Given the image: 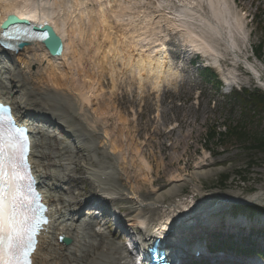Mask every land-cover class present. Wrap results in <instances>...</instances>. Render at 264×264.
<instances>
[{"label": "bare ground", "instance_id": "obj_1", "mask_svg": "<svg viewBox=\"0 0 264 264\" xmlns=\"http://www.w3.org/2000/svg\"><path fill=\"white\" fill-rule=\"evenodd\" d=\"M64 1L66 0L59 1L55 8H50L44 5L43 0H0V25L9 14H15L20 18L33 19L36 23L47 21L64 40L63 53L57 57L49 56L42 42L26 43V47L22 51L29 54V59L26 60L27 67L30 68L31 64H39L36 77L33 76V73L30 74L29 71L24 70L18 62L21 51L18 53L9 52L0 46V97L10 100L9 102L13 104L17 113L40 114L41 116L50 117L52 120L59 122L63 128L75 137L74 142L58 141L55 134L47 130V127L41 122L38 121L37 126L32 127V131L37 133V136H34L35 144L33 147L36 173L39 175L41 188L45 192L47 201L52 206L54 216L52 229L41 240L34 264H130L134 253L129 249L127 243L116 244L105 230L94 228V220L81 221L80 217L77 216L80 212H78L76 218L73 217L74 214H71L74 210L73 206L83 204L80 196L86 193L96 191L102 195H107L110 192L115 194L117 201L124 200L125 192L113 182L117 167L116 158L107 150L105 142L100 140L98 146L94 142L95 138L98 137V127L100 124H105L106 121L104 118L99 119L92 115L95 111H100L99 115L103 111L100 108L101 106L93 108L91 91L95 90V80L88 77V75L81 74L84 69L79 66L83 64L78 60L75 64V60L70 64L69 68L72 69V73L69 74L54 63L45 67L40 66L43 63L41 57H45L49 62L65 59L70 48L72 46L76 47V42L73 39L76 36L77 38L83 37V39L85 37L84 28L74 26L72 35L68 30L72 41L66 42L65 36L67 34L64 18L52 16L54 12L61 14L60 10ZM98 2L99 11L96 12L93 10V5L86 4L85 6L87 11L89 6L91 13H94L92 20L97 25L100 23L105 28V30H102L104 28L100 29L98 26L96 32L94 31L96 35H100L99 38L103 37L105 40L112 38L109 35L117 22L122 21L126 26H130L127 28L129 36H125V39L128 40L127 44L125 43L128 46L126 52L118 48L119 39L116 43L110 40L109 48L102 52L103 57L110 55L109 57L113 60L111 72L115 71L116 63H120L121 68L125 69L124 73H131L134 77L137 76L140 88L143 86L142 82L146 81L151 83V86L155 89L154 91H159L171 74H173L172 76L181 74L182 63H179L178 66L173 63L174 59L169 52L170 48L167 46V41L171 39L172 34H165L164 26L166 30H171V33H181L186 37L180 41V48L188 51L191 55L201 53L206 57H210L212 53H215L216 56L215 46L207 37V33L203 32L202 26L209 27L227 45L231 40L232 32L228 31L227 27L230 23V12L226 7V0H159V6L162 8L156 10L155 14L159 11H163V13L156 15V21L154 22L153 20L148 21L149 18L147 17L153 18L155 14L148 15L141 25L137 20L133 21L131 18L129 19V16L125 18V15L118 14L117 10L112 8L116 7L115 4L119 0H98ZM108 5H111V7ZM71 8L74 9L75 13L77 11L80 15H84L83 7L79 8L73 5ZM97 12H99L98 17L95 15ZM56 17H59L58 14ZM197 21H199L198 24ZM62 23H64V26ZM154 25H156V30L152 29ZM238 29L243 34L242 25L239 24ZM154 31L159 33L156 32L155 34ZM162 35L165 36L160 39ZM91 38V42L96 40L93 36ZM104 42L98 40V43L102 44L98 46L103 47ZM39 50L41 55L38 54ZM4 53L12 57V66L6 63L7 57L3 55ZM99 68L106 69L104 66L97 67V69ZM6 72L9 76L3 78ZM39 72L42 74H39ZM81 77L83 78L82 81ZM41 78H45L46 87H39L38 84L41 80L37 79ZM32 85L38 87L32 88ZM50 87L55 90L54 93L50 91ZM98 94L100 93L98 92ZM89 108L94 110L91 111L92 114L89 112ZM40 132H42V136L40 135L38 138ZM89 142L91 144H88ZM114 144V149H118L123 145L120 136L114 139ZM167 150L166 144L160 143L158 153L161 155L162 161L170 158L166 153ZM50 158L51 161H49ZM172 163V159H170L168 165H172ZM209 173H211V170H204L194 173V176L205 177L210 175ZM103 175L107 176L106 180L101 179ZM116 179L118 180V177ZM183 181V183L179 182V179L178 181L175 179L168 181L166 180L165 171L156 170L155 178L151 183L158 187V191L164 189L165 191L157 192L153 199L147 201L148 195L144 194L142 195L143 199L138 200L135 205L128 204L127 207H124L127 213L133 214L127 220L129 226L140 227L141 231V226L144 225V230L141 231L143 233V244H148L154 234L162 236L163 231L165 232L170 228L174 230L168 236L170 240L175 241V238L182 235L181 231L187 226L195 222H203L199 218L208 215L213 210L212 207L215 203L225 204L241 201L240 203L264 204V190L259 189L242 198L225 195L215 203L198 205L197 207L194 206V202L197 201L199 192L195 190L198 194H193L190 197L191 199L181 201L179 203L181 205L177 206L173 202L166 205V198L172 195L177 196L181 187L188 180L185 178ZM78 182L85 183L87 187L75 190L74 188ZM170 183H173V185L168 186ZM135 193L138 192L135 190L131 194L135 195ZM108 198L110 202L115 201V198ZM89 201L86 200L85 202L89 203ZM181 206L189 208L188 211L185 212ZM60 234L73 238V246L64 248V244L58 241ZM184 237L188 238L189 235L183 234V239ZM186 238L184 239L185 244H187ZM174 249L176 250L177 247H174ZM170 252L172 253L174 250Z\"/></svg>", "mask_w": 264, "mask_h": 264}, {"label": "rangeland", "instance_id": "obj_2", "mask_svg": "<svg viewBox=\"0 0 264 264\" xmlns=\"http://www.w3.org/2000/svg\"><path fill=\"white\" fill-rule=\"evenodd\" d=\"M57 1L44 0L43 2L48 7L54 8ZM226 2V7H228L230 12L231 23L227 27L228 31L232 32L229 45L220 39L219 35L215 34L209 27L202 26L203 32H206L207 34H205L209 40L213 42L217 55H220L218 58L220 64L216 66L215 70L219 72V78L221 77L226 82L238 87L256 85L255 79L249 74L250 68L264 80V65L253 54L251 45L256 43L259 38L257 23L261 26L264 25V0H226ZM115 6L112 8L117 10L118 14L125 15V18L129 16V19L137 20L140 25L144 22L145 17L155 14L156 10L162 8L159 6V0H119ZM62 8L64 9L62 14L54 12L52 16L64 18L67 34L65 36L66 42L72 41L70 33L72 35L74 26L84 28L85 37L83 39V37L77 38L76 36L73 39L76 42V47L72 46L70 48L65 59L49 62L43 58L41 66L54 63L69 74L72 73V69L69 68L70 64L74 60L75 64L78 60V62L83 64L79 66L84 69L81 74L84 76L88 75V77L95 80V90L91 91L93 108L101 106L100 108L103 111H101L100 115V111H95L92 114L91 111L94 110L89 108V112L99 119L104 118L106 120L105 124H100L98 127L97 143L100 140L105 142L108 150L116 158L118 180L115 179L114 182L126 193L125 199L115 202L113 204L114 207H127L128 203L133 204L136 200L143 199L142 195L144 194L148 195L147 201L153 199L157 192L165 191V189L158 191V187L151 183L155 178L156 170L165 171L166 180L168 181L171 179L178 181L179 179V182L183 183V179L186 178L188 180L181 187L177 196L172 195L166 198V205L173 202L179 206L181 201L191 199L190 197L193 194H198V192L199 196L197 201L194 202L196 207L215 203L225 195L242 198L259 189L264 190V154H257L258 164L248 169L246 167L249 159L248 152L241 145L229 143L225 149H222L221 147L217 148L219 142H211L208 147L211 148L213 153L207 150L205 135L211 126L220 125L223 122L224 111H221L220 106L218 109L216 106L221 103L218 102L222 98L221 94L228 93L229 89L222 86V89L217 91L202 76L201 72L206 62L201 64L202 60L199 59V63L193 65L184 50L180 51L179 43L186 37L177 32L173 34L171 30H166L164 26L165 34H172L170 36L171 39L167 41V46L170 48L169 52L174 59L173 63L177 66L182 63L181 74L179 76H172L173 74H171L168 81L162 84L159 91H154L155 89L151 86V83L146 81L142 82L143 86L140 88L137 76L134 77L131 73H124L125 69L121 68L120 63H116L115 71L111 72V64L114 62L109 57L110 55L103 57L102 53L109 48L110 40L116 43L118 39V48L126 52L128 40L124 38L129 36L126 32H128L127 28L130 26H126L122 21L117 22V25L114 24L115 27L109 35L113 39L105 40L94 33L98 25L92 20L94 17L93 13L90 12L89 15L85 13L84 21L78 13L72 14L67 6L64 7L63 5ZM207 10L209 12L208 8ZM162 13L163 11L156 12L154 19L148 16V21H156V15H161ZM57 14L59 17H56ZM198 22L196 23L198 24ZM237 23L243 26L244 38H240L236 33ZM62 25L64 26L63 23ZM155 26H153V30L157 29ZM99 27L101 26L99 25ZM102 28H104L103 25ZM156 32L159 33L158 31L153 33ZM92 36L94 39L96 38L93 42L90 41ZM98 40L105 41L103 47L98 46L102 45L98 43ZM230 44L234 46L236 53L233 54L230 51ZM210 60V63L214 64V59ZM26 65V62L22 63L24 67ZM102 66L106 69H97V67ZM71 67L73 68V65ZM31 68L34 69L33 71L38 69L37 65ZM82 79L81 77V81ZM40 80L43 81V83L39 82L38 85L40 87L47 84L45 79ZM34 86L38 87L37 85ZM85 90L87 91V89ZM160 132L162 133L161 135ZM55 133L58 140L60 138L65 139L63 133ZM119 136L123 145L118 147V149H114V139ZM160 143H165L168 147L166 153L170 158L164 161L161 160V155L158 153ZM170 159H172V165H168ZM238 169L246 171L244 175H246L247 179H242L236 173ZM204 170H211L210 175L205 177L194 176V173ZM223 173H230V179L226 182V186L222 187L219 182V176ZM172 185L173 183H170L168 186ZM85 187H87L85 183L78 182L74 189L81 190ZM135 190L138 193H135L136 196L131 200L128 193H133ZM195 190H198V192ZM90 198H92L91 193H86L80 197L82 200ZM79 206L76 205L72 208H79ZM84 206L82 205L79 208L81 221L86 220L88 217L84 213L82 214L84 211L88 212V210H84ZM232 206L233 203H215L212 207L213 210L205 217L218 219V214L229 211ZM181 208L185 212L189 209L182 206ZM132 216L133 214H126V220ZM95 228H98L97 225ZM142 229L144 230V226ZM106 231L109 232L116 244L122 245L124 240H122V234L118 230L111 227ZM124 237L125 240L130 239V237L125 235Z\"/></svg>", "mask_w": 264, "mask_h": 264}, {"label": "snow or ice", "instance_id": "obj_3", "mask_svg": "<svg viewBox=\"0 0 264 264\" xmlns=\"http://www.w3.org/2000/svg\"><path fill=\"white\" fill-rule=\"evenodd\" d=\"M111 7V5H108ZM10 19L5 27H11ZM0 36L8 37L4 31ZM25 38L47 40L48 34ZM28 144L8 117L0 121V264H32L38 236L47 224L42 197L25 167Z\"/></svg>", "mask_w": 264, "mask_h": 264}, {"label": "trees", "instance_id": "obj_4", "mask_svg": "<svg viewBox=\"0 0 264 264\" xmlns=\"http://www.w3.org/2000/svg\"><path fill=\"white\" fill-rule=\"evenodd\" d=\"M264 34V26L262 27ZM255 53L264 61V42H260L255 47ZM206 74V73H205ZM208 75H212L207 72ZM215 85L219 82L215 81ZM229 108L228 114L224 116L221 127L213 126L206 134V147L211 142H219L221 148H226L229 143L241 145L248 152L249 169L258 164L257 154H264V91L259 88H243L234 90L230 96H227ZM209 150H211L209 148ZM245 170H236V173L242 178L247 179L244 175ZM230 179V173H223L219 176V182L226 186ZM264 210V208H255Z\"/></svg>", "mask_w": 264, "mask_h": 264}, {"label": "water", "instance_id": "obj_5", "mask_svg": "<svg viewBox=\"0 0 264 264\" xmlns=\"http://www.w3.org/2000/svg\"><path fill=\"white\" fill-rule=\"evenodd\" d=\"M49 31L51 33L52 39L49 41H46L45 43L50 53L52 55H57L61 52L62 43H61L60 38L54 33L51 27H49Z\"/></svg>", "mask_w": 264, "mask_h": 264}]
</instances>
